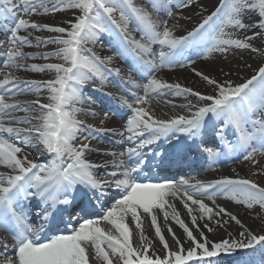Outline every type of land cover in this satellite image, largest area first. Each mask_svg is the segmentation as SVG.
Listing matches in <instances>:
<instances>
[{
	"label": "snow or ice",
	"instance_id": "6c2138e0",
	"mask_svg": "<svg viewBox=\"0 0 264 264\" xmlns=\"http://www.w3.org/2000/svg\"><path fill=\"white\" fill-rule=\"evenodd\" d=\"M191 2H177L176 6L188 7ZM172 3L173 0H147L145 6L136 0H0V32L7 36L6 41L0 40L4 67L54 73V78L44 82L20 80L11 72L0 78V90H3L0 93V167L6 169L0 171V230L13 238V254L9 253L8 242L0 240L4 247L0 252V264H90V256L102 264H217L214 258L221 253L255 250L258 245L264 249V235L253 234L244 228L225 208L214 211L203 199L197 198L206 197L214 204L217 196H223L249 209L256 205L264 209V187L254 181L228 177L207 184H189L187 180H181L179 184L138 180L146 161L142 150L161 138L179 139L177 133L195 141L210 128L223 143L225 133L231 130L235 143L228 145L229 152L242 150L244 159L253 163H256L257 153L264 155V66L242 83L235 84L231 79L221 82L196 71L197 76L212 86L210 94L184 88L178 83L169 84L155 75L164 67H183L189 60L186 55L189 50L204 49L211 54L224 53L233 47L249 48L251 45L246 41L257 35L264 36V32L242 40L233 38L231 30L248 28L243 17L249 13L256 17L253 26L264 29V0H220V6L198 26L180 35L176 34L178 25L169 26L166 19L161 20L158 16L164 10L172 17ZM41 9L45 14L67 9L79 14L67 21L68 27L41 25L25 18L39 14ZM29 29L58 34L44 41L59 46L44 58L56 57L61 62L27 67L18 63L25 58L20 48L31 46L29 36L20 33ZM133 31L139 34V39ZM102 34L112 37L109 47L113 55L101 57L88 47L94 46ZM6 43L8 47L4 50ZM115 57H131L132 70L147 82L141 85L131 77L127 81L133 88H142L144 93H130L131 102L125 96L119 98L120 107L131 112L126 121V133L127 139L136 146L129 148L127 153H106L113 157L119 155V161L111 163L122 171L108 173L111 179H101L96 169L106 167L107 162L97 165L87 159L86 153L93 151L87 142L94 138L91 133L105 129L78 119L83 110L77 105L85 102L82 94L85 84L94 79L104 84L110 74L120 75V69L107 66ZM162 89L172 90L178 96L192 95L198 98V103L181 105L189 109V115L159 120L150 110L149 97L159 94ZM42 90L47 91V103L41 104L39 99L31 102L38 106L37 116L10 114L9 110L27 112L31 105L25 106L19 101L9 103L6 95L14 97ZM193 107L195 111H192ZM87 114L96 115L91 111ZM108 117L109 112H105L104 119ZM22 124L29 127L12 126ZM86 131L89 135H84ZM17 141L33 148L40 145L37 151L46 156L47 161L38 163L27 154L22 155L24 150ZM203 151L210 159L220 155L213 148L206 147ZM125 155L129 160L138 159L132 166H126ZM110 189L118 192V198L111 196ZM181 189L184 190L182 193ZM177 196L183 201L199 238L180 218L175 205L169 203V197ZM110 198L112 203L105 208V202ZM33 199L39 202L34 224L29 222L26 210V204ZM98 208L103 210V215L88 218ZM159 211L163 212L165 222L171 218L183 229L190 247L185 248L175 233L172 237L176 250L169 247L158 223L156 213ZM129 215L139 233L136 246H133L132 230L126 222ZM223 215L241 226L240 239L210 241L197 223L198 219L212 221ZM142 216L150 217L155 235L165 250L163 256L155 251L149 254L152 243L144 235ZM102 222L107 228L101 227ZM204 228L213 231L207 223ZM168 231L171 233L170 227Z\"/></svg>",
	"mask_w": 264,
	"mask_h": 264
},
{
	"label": "bare ground",
	"instance_id": "6f19581e",
	"mask_svg": "<svg viewBox=\"0 0 264 264\" xmlns=\"http://www.w3.org/2000/svg\"><path fill=\"white\" fill-rule=\"evenodd\" d=\"M177 2H186V0H173L172 5H170L172 11V17H168L166 11L162 10L158 16L161 20L166 19L169 26L174 24L178 25L176 27V34H186L187 31H191L193 28L198 26L202 20L214 12L217 7L220 6V0H192L190 6L188 7H177ZM136 3L143 4L147 6V0H136ZM50 8L52 5H48ZM151 11V8L149 7ZM39 14L32 15L30 17H25L30 19L32 22L39 23L41 25L47 24L49 26H62L68 27L67 21L74 19V14L79 13L73 9L51 11L48 13H43V10H38ZM156 15V14H154ZM243 22L249 25L246 29L231 31L234 33L233 38L245 39V37H252L255 33L264 32V29L253 26L256 23V17L249 13L243 17ZM133 35L139 39V34L135 31L132 32ZM20 35L29 36L31 40V46L24 45L20 50L25 53V58L18 60V63L27 66L30 65H45L50 63L61 62L56 57L44 58L45 54L52 53L56 51L59 47L55 44L44 43V41L55 38L58 34L54 32H49L47 30H35L29 29L28 31H21ZM39 38V41L37 40ZM0 40H7L5 33L0 32ZM251 46L245 49L231 48L227 52H213L211 54L206 53L204 49H193L189 50L186 55L189 60L185 62L184 66L175 65L172 67H164L160 69L155 75L157 78L169 83H178L184 88H191L193 91H199L204 94H210L213 91L212 86H209L206 81L195 74L196 71L202 72L205 75H209L218 81H224L225 79H231L232 82L242 83L244 80L250 78L252 75L256 74L259 67L264 66V36L257 35L254 39L246 41ZM112 43V37L107 34H102L99 41L91 47L92 50L99 56L105 57L109 56L110 50L108 46ZM8 47L7 43L4 45V50ZM253 49H259V51H254ZM34 57V58H32ZM120 57L114 58L112 63L108 67L112 69H120V75L117 76L114 73L110 74L107 81L101 84L99 79H94L93 81L85 84L82 89L83 97L85 102L83 104H78L77 107L81 108L83 111L78 115V119L85 122L87 125H94L96 128H103V132H93L91 136L94 137L87 141L90 143L91 149L93 151L86 153L87 159L97 165H104L107 162L106 167H99L96 169V174L98 178L104 179L108 177L107 174L113 171H122V169H116L112 165V161H119L120 157L117 155L113 157L112 155L106 153H127L129 148H134L136 144L127 139L126 133V118H130L131 112L123 111V116L117 117L114 114L109 113L108 119H104V114L94 108V104H105V101L118 99L125 96L132 101L130 93L135 92L137 95H143V89L133 88L127 81L129 77L138 84H145L146 79H142V75L132 70V58L122 59ZM3 50H0V78H3L4 74L11 72V74L20 79L27 81H37L44 82L54 78V73L44 71L35 72L22 69L6 68L4 67L3 60ZM223 69V71H221ZM195 70V71H194ZM225 73H230V76H225ZM120 78V79H119ZM90 83L97 84L96 86H90ZM3 90H0L2 93ZM102 92V94L100 93ZM5 99L9 103L19 101L22 105H31L29 111L25 112L23 110H9L10 114L15 117H35L39 114L38 106L31 104V102L40 99V103H47V91L42 90L39 93L34 91L26 92L25 94H17L14 97L6 95ZM150 100V110L154 116L159 120H168L178 115H189V109L187 107H181V105H187L189 102L195 106L198 103V98L192 95H175L172 90L162 89L159 94H154L149 97ZM95 112L96 115H88L87 113ZM192 111H195L193 107ZM7 120V117L5 118ZM103 120V123L101 121ZM33 123L37 121L33 120ZM92 123V124H90ZM14 127H29V125H12ZM124 133V135H121ZM84 135H89V132H85ZM113 135V138H107L106 136ZM179 139H167L166 142L175 141L177 145L185 144L189 147H182V150L189 148L192 156L195 159L188 158V153H183V157L177 160V162L165 163L167 166L165 173L166 176L159 182H155L151 179L147 182L153 183H164L173 182L179 184L181 180H187L189 184L200 183H210L222 178H245L250 179L264 187V155L257 153L254 157L256 163L253 161L245 160L243 151L229 152L228 145L234 144L235 139L232 135L231 130L225 133L226 141L221 142L215 133L209 128L205 130L202 136L197 137V140L191 141L181 134H176ZM114 137H118L117 141H114ZM156 144V143H155ZM18 145L23 148L22 155L27 154L28 158L31 160L36 159L35 151L37 148H24L25 144L18 142ZM153 145V144H152ZM152 145L147 146L143 150H150ZM213 148L220 152V155L210 159L206 152L203 151L204 148ZM199 150V154L197 151ZM149 154L146 153L145 156ZM133 157L131 160L125 155L123 159L125 160L126 166H132L134 163ZM187 168V169H186ZM0 171H6V169L0 167ZM111 196L113 198H118V192L115 189H110ZM181 193L184 191L180 190ZM204 200L209 207H213L214 211H217L220 207H223L227 212L235 215L237 219L241 222L244 228L250 230L253 234L264 235V209H261L258 205L249 209L242 204H237L231 200L224 198L223 196H217L215 198V203L206 197H197ZM110 198L105 202V208L110 205ZM38 203V202H37ZM34 199L31 201V206H37ZM169 203L174 204L180 218L185 221V223L192 229L193 234L197 235L199 238V233L195 226L192 225L191 219L187 214L186 209L183 207V201L179 196L176 198L169 197ZM190 203V202H189ZM169 212L171 209H168ZM96 216L93 218H98L103 215V210L99 212V209L95 212ZM158 216V223L161 227L162 234L167 240L169 247L172 250H176V244L173 240L172 233L178 237L183 243L185 248L190 247V242L183 232V229L179 227L171 218L165 222L164 215L162 211L156 213ZM199 216V213H196ZM36 219V216L34 215ZM142 225L144 229V235L148 238V241L152 243V249H150L149 254L151 255L155 251L160 256L165 254V250L161 245L159 238L155 235V230L151 226L150 217L142 216ZM217 221H220L218 224ZM227 221V223H224ZM129 227L132 230L133 246H136L139 242V233L135 229L134 222L131 221V217L127 218ZM197 223L200 229L204 231V235L208 237L210 241L219 242L223 239H240V232L243 231L240 225L236 224L235 221L229 219L227 215L222 217H216L212 221L207 219H198ZM207 223L213 231L209 232L204 228V224ZM101 227L107 228L103 222ZM171 228V233L168 228ZM0 240L7 241L8 245L11 246L13 243V238L9 233L4 234L0 230ZM4 250L3 244H0V252ZM9 253H12V249L9 248ZM217 264H264V249L258 245L255 250L250 249H237L229 254L221 253L217 258H214ZM90 263L102 264L99 259H94L90 256Z\"/></svg>",
	"mask_w": 264,
	"mask_h": 264
}]
</instances>
